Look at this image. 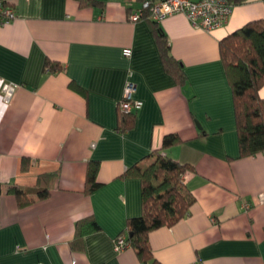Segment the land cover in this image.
<instances>
[{"label": "crops", "instance_id": "crops-1", "mask_svg": "<svg viewBox=\"0 0 264 264\" xmlns=\"http://www.w3.org/2000/svg\"><path fill=\"white\" fill-rule=\"evenodd\" d=\"M0 26V264H143L127 222L142 214V181L155 151L191 167L189 213L149 233L158 264H264V152L240 156L234 98L220 42L264 18V2L236 5L211 32L183 14L161 22L130 13L143 0H6ZM181 63L179 84L163 64L158 34ZM50 63L59 65L50 70ZM141 101L122 129L125 85ZM18 85L9 104L4 83ZM264 98V86L260 90ZM179 142L163 147L164 137ZM98 163L93 192L88 165ZM34 198L21 206L9 191ZM47 190V196L38 192ZM99 225L77 238V225Z\"/></svg>", "mask_w": 264, "mask_h": 264}, {"label": "trees", "instance_id": "trees-1", "mask_svg": "<svg viewBox=\"0 0 264 264\" xmlns=\"http://www.w3.org/2000/svg\"><path fill=\"white\" fill-rule=\"evenodd\" d=\"M81 6L99 4L98 0H78ZM234 7L250 0H228ZM264 2V0H262ZM8 3V2H6ZM8 5V4H7ZM143 18H147L146 15ZM156 22V21H154ZM158 44L163 64L179 84L186 82L183 67L170 53L167 37L159 33ZM221 59L226 68L233 91L235 118L239 140L240 156L256 155L264 152V98L260 90L264 86V18L251 21L234 31L220 42ZM59 65L50 63V70ZM122 129L133 126L137 112L127 113L120 106ZM179 142L176 134L164 137L163 147ZM154 160L146 167L134 165L125 173H137L142 181V214L128 219L127 231L130 245L135 248L143 264H158L153 260L149 244V233L165 225L178 222L189 213L195 196L184 183L183 175L191 169L169 156L155 151ZM98 163L91 162L87 169L86 190L93 192L100 186L97 181ZM21 206L29 204L34 198L18 186L9 189ZM47 190L38 192V197L47 196ZM77 225L76 237H82L88 230H98L99 225L93 217L89 218L87 228Z\"/></svg>", "mask_w": 264, "mask_h": 264}, {"label": "built area", "instance_id": "built-area-1", "mask_svg": "<svg viewBox=\"0 0 264 264\" xmlns=\"http://www.w3.org/2000/svg\"><path fill=\"white\" fill-rule=\"evenodd\" d=\"M232 9L233 6L228 0H143L140 9L130 13L129 17L132 21H137L146 15L151 20L161 22L170 15L183 14L196 29L211 32L227 22ZM15 16L6 0H0V26ZM17 87V84L8 82L2 85V98L6 104L11 102ZM135 89L133 82L126 83L124 97L120 103L122 111L138 112L141 108V101L134 98ZM182 179L184 180V177ZM130 246L126 236L119 235L116 238L117 251Z\"/></svg>", "mask_w": 264, "mask_h": 264}]
</instances>
